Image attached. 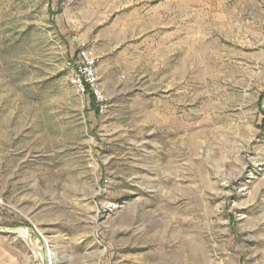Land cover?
<instances>
[{"label": "rangeland", "instance_id": "1", "mask_svg": "<svg viewBox=\"0 0 264 264\" xmlns=\"http://www.w3.org/2000/svg\"><path fill=\"white\" fill-rule=\"evenodd\" d=\"M0 231V264H264V0H0Z\"/></svg>", "mask_w": 264, "mask_h": 264}, {"label": "built area", "instance_id": "2", "mask_svg": "<svg viewBox=\"0 0 264 264\" xmlns=\"http://www.w3.org/2000/svg\"><path fill=\"white\" fill-rule=\"evenodd\" d=\"M78 64L73 69L72 84L82 95H87V89L94 94L97 102L103 103L104 97L97 86L96 58L92 50L82 44L78 52Z\"/></svg>", "mask_w": 264, "mask_h": 264}, {"label": "bare ground", "instance_id": "3", "mask_svg": "<svg viewBox=\"0 0 264 264\" xmlns=\"http://www.w3.org/2000/svg\"><path fill=\"white\" fill-rule=\"evenodd\" d=\"M19 232L22 234V235H24V236H27V231L26 230H24V229H20L19 230ZM47 260H48V262L50 263V264H54V254L53 253H51V252H48V255H47Z\"/></svg>", "mask_w": 264, "mask_h": 264}, {"label": "water", "instance_id": "4", "mask_svg": "<svg viewBox=\"0 0 264 264\" xmlns=\"http://www.w3.org/2000/svg\"><path fill=\"white\" fill-rule=\"evenodd\" d=\"M5 231H0V233H4ZM8 232H10V231H8ZM41 251V256H42V261H43V263L42 264H46V257H47V255H46V252H44V251H42V250H40Z\"/></svg>", "mask_w": 264, "mask_h": 264}, {"label": "trees", "instance_id": "5", "mask_svg": "<svg viewBox=\"0 0 264 264\" xmlns=\"http://www.w3.org/2000/svg\"><path fill=\"white\" fill-rule=\"evenodd\" d=\"M87 96H89L92 100H94L95 102H97L94 94L90 91L89 87L87 89Z\"/></svg>", "mask_w": 264, "mask_h": 264}]
</instances>
